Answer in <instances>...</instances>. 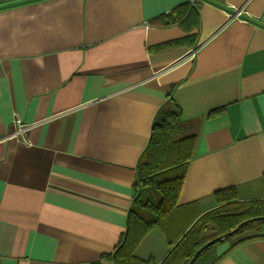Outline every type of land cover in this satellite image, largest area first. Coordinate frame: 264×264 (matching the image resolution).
<instances>
[{"label":"crops","instance_id":"0c3cea01","mask_svg":"<svg viewBox=\"0 0 264 264\" xmlns=\"http://www.w3.org/2000/svg\"><path fill=\"white\" fill-rule=\"evenodd\" d=\"M189 1L0 0V264H113L168 104L200 121L179 206L264 198V0L152 23ZM17 117L36 125L25 137ZM232 244L218 264H264V238ZM171 250L154 228L136 255Z\"/></svg>","mask_w":264,"mask_h":264},{"label":"trees","instance_id":"16d2710c","mask_svg":"<svg viewBox=\"0 0 264 264\" xmlns=\"http://www.w3.org/2000/svg\"><path fill=\"white\" fill-rule=\"evenodd\" d=\"M199 6L198 1L190 0L152 23L162 27L185 26L197 20ZM199 129L200 121L182 120L177 104H168L157 114L150 142L137 167L136 193L127 231L108 257L113 264H158L152 258L136 255V249L154 228L164 233L172 247L160 264H188L205 243L247 220L264 217V198L241 200L237 188L218 192L216 208L206 213L198 203L178 205ZM260 238H264V218L248 223L226 241H232L235 248ZM220 243L202 252L194 264H218L222 256L217 254L216 246Z\"/></svg>","mask_w":264,"mask_h":264},{"label":"water","instance_id":"95a60500","mask_svg":"<svg viewBox=\"0 0 264 264\" xmlns=\"http://www.w3.org/2000/svg\"><path fill=\"white\" fill-rule=\"evenodd\" d=\"M264 217H258L255 219H250L247 220L241 224H239L236 228H234L233 230H231L230 232H227L207 243H205L199 250H197V252L195 253V255L193 256V258L190 260V262L188 264H194V262L198 259V257L201 255L202 252H204L207 248H209L210 246L216 244V243H220V242H224L225 240H227L228 238H231L232 236H234L241 228H243L245 225H247L248 223L255 221V220H261Z\"/></svg>","mask_w":264,"mask_h":264},{"label":"built area","instance_id":"2783aa9c","mask_svg":"<svg viewBox=\"0 0 264 264\" xmlns=\"http://www.w3.org/2000/svg\"><path fill=\"white\" fill-rule=\"evenodd\" d=\"M191 1L196 2L197 0H191ZM15 125H16L15 136H17L18 138H20L21 136L25 137L26 134H28V132L36 126L34 124H28V123L22 121L18 117L15 119Z\"/></svg>","mask_w":264,"mask_h":264},{"label":"rangeland","instance_id":"374dc122","mask_svg":"<svg viewBox=\"0 0 264 264\" xmlns=\"http://www.w3.org/2000/svg\"><path fill=\"white\" fill-rule=\"evenodd\" d=\"M220 245H221V243H220L219 245H217L216 247H217V248H219V247H220Z\"/></svg>","mask_w":264,"mask_h":264}]
</instances>
